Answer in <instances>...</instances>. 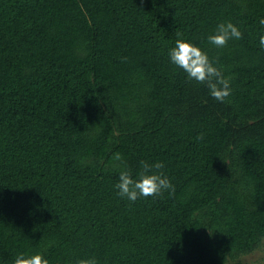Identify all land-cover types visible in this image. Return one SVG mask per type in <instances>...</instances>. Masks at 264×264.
Here are the masks:
<instances>
[{
    "label": "trees",
    "instance_id": "trees-1",
    "mask_svg": "<svg viewBox=\"0 0 264 264\" xmlns=\"http://www.w3.org/2000/svg\"><path fill=\"white\" fill-rule=\"evenodd\" d=\"M261 19L264 0H0V264H244L264 240ZM227 22L243 36L216 47ZM177 39L226 102L171 62ZM141 161L175 193L119 196Z\"/></svg>",
    "mask_w": 264,
    "mask_h": 264
},
{
    "label": "clouds",
    "instance_id": "clouds-1",
    "mask_svg": "<svg viewBox=\"0 0 264 264\" xmlns=\"http://www.w3.org/2000/svg\"><path fill=\"white\" fill-rule=\"evenodd\" d=\"M264 25V19L260 20ZM243 33L233 23H220L216 32L208 37L211 44L223 48L232 39H241ZM260 45L264 47V36L260 37ZM171 62L182 69L189 80H195L199 84L205 85L209 89V94L215 100L223 103L231 95L230 78H226L222 70L209 58L208 54L200 47L190 41L177 39L175 46L169 50ZM199 138H202L199 137ZM116 160H121L117 154ZM141 171L134 178L131 170L125 168L119 174V182L115 185L118 195L127 198L131 202L144 197L161 196L165 191L169 194L175 193V186L171 180L164 175L162 169L164 164L156 162L149 164L141 161ZM15 264H50L42 253L33 255L20 254L15 259ZM78 264H98L92 257L81 259Z\"/></svg>",
    "mask_w": 264,
    "mask_h": 264
},
{
    "label": "rangeland",
    "instance_id": "rangeland-1",
    "mask_svg": "<svg viewBox=\"0 0 264 264\" xmlns=\"http://www.w3.org/2000/svg\"><path fill=\"white\" fill-rule=\"evenodd\" d=\"M244 264H264V240L260 247H258L251 254L240 257Z\"/></svg>",
    "mask_w": 264,
    "mask_h": 264
}]
</instances>
